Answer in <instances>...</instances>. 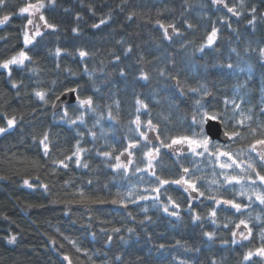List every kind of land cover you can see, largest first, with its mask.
Segmentation results:
<instances>
[{
  "label": "trees",
  "instance_id": "1",
  "mask_svg": "<svg viewBox=\"0 0 264 264\" xmlns=\"http://www.w3.org/2000/svg\"><path fill=\"white\" fill-rule=\"evenodd\" d=\"M29 4L42 32L26 45L31 26L19 9ZM4 14L11 18L0 26V63L21 51L30 59L10 65V75L0 68V127L16 119L0 134V264H68L65 256L72 264H264L245 259L264 240L232 237L234 212L205 198L192 205L185 184L160 182L184 179L188 169L185 178L207 195L206 168L216 158L198 169L178 157L183 143L167 147L199 131L197 100L239 133L241 148L263 140L264 0H8ZM69 88L92 106L54 113ZM237 95L251 120L234 130L227 119L238 116L229 104ZM137 118L143 134L151 121L159 140L149 179L117 168L129 147L132 169L146 166L150 146Z\"/></svg>",
  "mask_w": 264,
  "mask_h": 264
},
{
  "label": "flooded vegetation",
  "instance_id": "2",
  "mask_svg": "<svg viewBox=\"0 0 264 264\" xmlns=\"http://www.w3.org/2000/svg\"><path fill=\"white\" fill-rule=\"evenodd\" d=\"M225 128V126H224ZM226 130V128H225ZM235 130V129H234ZM226 132L228 133L229 137L231 138V141L222 144L220 142L214 141L213 145L210 146L209 151L205 152L203 149L198 150L197 153L192 154L193 148L183 144V146H178V149L181 150L179 151L178 157L185 156L186 159L190 162L189 164L191 165H196L198 169L202 168V165H206L209 163V159H213L214 157L216 158L215 163L217 166L214 165V167H211L209 169L206 168L209 176H211V181L207 182L205 184L207 195L205 194L203 196L200 195L202 192L196 185L197 191H193L191 188H189L188 184H185V189H187L186 194L188 197V200L192 205H200L203 202V199H206V203H210L213 205L215 208H224L225 210L229 209L230 211L235 213L236 219H233L232 221L228 222L226 221L227 224L232 223L235 224L233 227L232 231V237L234 239H241V240H248L251 238H257V239H262L264 240V203H261V199H264V182H260L259 176L257 173H259L260 176H264V145H261L260 147V154L263 159V165H255L254 167H249L245 165V170L242 169H232L230 170L221 167L222 165L225 164H230L231 167H234L235 165H231L233 161L231 160H224L226 158L220 157V152H228L230 155L236 157L235 162L237 161H242L244 158V155L250 154L252 152V145H257V141L260 140L258 137L255 142H253L251 145H247L246 147L241 148L240 145H237L236 141L240 138V136H234L232 133L230 134L227 130ZM264 140V138H263ZM146 143L151 147H156L159 144V141L156 144H151L148 139ZM216 145H219V151H217ZM259 150V147H256ZM155 149H158L156 147ZM134 149L132 147H129L120 157V160H122V157L124 154L129 155V161L131 158H133V162L135 161V157L131 156L129 154L130 152L133 153ZM129 152V153H126ZM128 161V163H129ZM200 161V163H199ZM202 161V162H201ZM231 162V163H230ZM127 163V164H128ZM207 166V165H206ZM134 167V166H133ZM203 170V169H202ZM152 173V169L150 170ZM240 171V172H238ZM187 172H183L184 178L186 177ZM203 173V172H202ZM246 176L245 181V186L246 188L250 189L253 188L251 185H253L256 189L260 185L262 188H258L257 190H253V194L251 196L246 197L244 195V191H241L240 189L244 187H239L235 182L231 183V185H228L229 181L232 179H237V176ZM189 181V179H187ZM243 181V179H242ZM192 183V181H189ZM223 183V185H222ZM214 184V185H213ZM222 185V186H221ZM258 185V186H257ZM211 188L212 190L214 189V193L211 194ZM191 192H197L198 197L195 198L191 195ZM249 192V191H248ZM203 193V192H202ZM221 194V196H220ZM257 197H260L261 199H258ZM225 200H230L233 201L234 203H243L244 205H241V208H246L247 210L241 212L240 210L237 211L236 209L232 208L230 204H224L223 201ZM251 202H254V205L251 208H248ZM245 217L243 219L242 217ZM194 221L197 220L196 217L193 219ZM241 221H244L243 224H241ZM237 225L239 227H237ZM235 233V235H233Z\"/></svg>",
  "mask_w": 264,
  "mask_h": 264
},
{
  "label": "snow or ice",
  "instance_id": "3",
  "mask_svg": "<svg viewBox=\"0 0 264 264\" xmlns=\"http://www.w3.org/2000/svg\"><path fill=\"white\" fill-rule=\"evenodd\" d=\"M7 3L8 0H0V10L2 11H6L7 9ZM213 3H223V0H213ZM224 7L227 8V10L229 12H233V14L235 13V10L231 7H228V5L225 3ZM30 9H36L37 11L39 10L37 5H33V4H29L27 7H22L19 9L20 13H28L30 11ZM10 14H4L2 17H0V26L4 25L6 22H8L10 20ZM41 19H43V16L40 17ZM104 21L102 20L101 23H103ZM28 25L32 24V20L29 19L27 21ZM49 27H54L52 25H49ZM94 27H99V25H94ZM161 27H163V25H161ZM174 28V26H172ZM40 33H37V35H39ZM165 34L167 35V29H165ZM217 32L214 29L211 33V35L208 36V43L211 44L213 42V39L216 37ZM25 43H31V41L28 39L27 34L25 33ZM202 50V49H201ZM128 51H131V49H128ZM57 54H60V50H57ZM88 53L85 51H80L79 52V56L80 57H85L87 56ZM30 57L27 56V54L23 51H21L17 56H13L12 58L0 63V68H3L5 70H8L9 75L11 74V70H10V65H17V66H23L24 62L26 60H29ZM228 67H231V65H228ZM145 79H147V76L144 77ZM179 83V82H177ZM18 85L13 84V87H17ZM192 91H196L195 89H191ZM181 91H183V89H181ZM69 93H73L76 94L78 92L77 89L75 88H69L68 89ZM210 93H208L207 91H205L203 93V95H209ZM35 95L41 100L44 101L45 103L47 102L45 100V93L44 92H36ZM76 99L78 100L79 106L84 107V106H88L91 107L93 101L91 100V98H86V99H80L79 96H76ZM144 107H147V105H144ZM65 115H67V112L65 111ZM191 120L193 122V124L197 125L199 131L196 132L195 137H191V136H184L182 138H176L172 140V143L167 145V147H172V144H181L184 143L185 141H187L188 145L190 147L193 148V151H195L197 148H202L205 152L209 151L210 146L213 145L214 139L215 137L212 135V127L214 125V122L220 121L223 122L221 119V116L216 113L211 111L210 109H205L203 107V105L201 104L200 100L196 101V108L195 111L191 114ZM76 121L73 120L72 123H75ZM137 125H139L140 121L139 118H137L136 120ZM241 123H243V121H241ZM16 124V119L15 117H12L10 119H7L6 121V126L5 127H0V134H4L5 132H7L9 129L15 127ZM149 127H152L151 121L148 122ZM205 125L208 126V131L205 132L204 131V127ZM217 132L218 134H223V135H228L227 132H223L220 133L219 132V128L217 127ZM141 135H143V133H141ZM234 136H238L239 133H234ZM232 138V137H230ZM49 140V137L47 134H45L43 136V138L40 140V144L44 145V152L45 154H47L48 152V144L46 143ZM257 144L260 145H264V140H258L256 142ZM217 151H219V145H216ZM252 150L255 151L256 150V145H252ZM157 152L159 151L158 149L156 150ZM105 155H108L107 153H105ZM148 155H152V153H149ZM220 155L223 156H227L230 160L232 159L231 155L228 152H220ZM67 159H72V157H67ZM235 162V161H233ZM62 164V166L67 167L66 164H63V162H60ZM79 163V161L77 160V164ZM85 167H87V165H84ZM230 165H221V167H229ZM117 167H121V165H117ZM249 167H252V165H249ZM185 172L188 171V169H184ZM257 175L259 176V179L261 182H264V176H260L259 173H257ZM157 179H159V177H157ZM161 184H168V183H173V184H188L189 188H191L193 191H197L195 184L190 183L189 181L181 178V179H177V180H172V181H168V180H162L160 181ZM25 184H28V181H25ZM29 187H31V185L29 184ZM45 188H47V185H44ZM155 191H159V189H155ZM185 191H187V189H185ZM201 196L204 195V193H200ZM258 199H261L260 197H257ZM224 204H230L232 208L236 209L237 211L241 210V204L239 203H234L233 201L230 200H225L223 201ZM261 203H264V199H261ZM165 212L168 211L167 208L164 209ZM172 215H176V213H171ZM212 216H215L216 213L215 211H213L211 213ZM196 219H199V216L196 217ZM244 221H241V224H243ZM227 226V225H225ZM237 227H239L237 225ZM116 231H119V229H116ZM206 235H208V237L211 239L213 237L212 233H207ZM233 235H235V233H233ZM16 240V237L13 236L10 239V243H14ZM53 243H55V241H53ZM74 243V242H73ZM79 251V249H77ZM253 255H257V256H261L264 257V247L258 249L255 253L253 252H248V254L245 256V259H250ZM64 259L66 261H68V264H72L70 258L68 256H65Z\"/></svg>",
  "mask_w": 264,
  "mask_h": 264
},
{
  "label": "rangeland",
  "instance_id": "4",
  "mask_svg": "<svg viewBox=\"0 0 264 264\" xmlns=\"http://www.w3.org/2000/svg\"><path fill=\"white\" fill-rule=\"evenodd\" d=\"M36 13H37V10L36 9H30V11L28 13H23V14H27L28 15V18L32 20V24L30 25L31 28L29 29V33H26L27 36H28V39L31 41V43H33L35 41V39L38 38V36H40V34L42 32V29L40 28V25L38 23H36ZM37 33H40V34L37 35ZM216 37H217V35H216ZM216 37L213 39V42L211 44H209L208 41H207L206 48H210V47L213 46L214 42L216 41ZM31 43H26V45H29ZM235 92H236V94H239L240 93V90L237 89ZM229 104H230V107H232L234 110L237 111L238 116L232 115L229 119H227V124L228 125H231L232 128L233 127L234 128H239L240 125H242V124L243 125H247V124L250 123V120L251 119H250L249 115L244 110V107H243V104L244 103L242 102L240 96L237 95V97L234 98V99H232L229 102ZM241 121H243V123H241ZM145 127L146 126H142V125L139 124L138 125V129H139L138 134L139 133L140 134L143 133L142 132V128H145ZM152 129H153L152 127L149 128V129H145V133L143 135H141L145 142L147 141L148 135H149V133H150V131ZM186 143L184 142L183 144H186ZM186 145H188V143ZM256 147H259V150L256 148V150L255 151L252 150V152L250 154L244 155V158L242 159L241 162L240 161H238V162L236 161V162H232V163L230 162L231 165H233V164L235 165L234 167L229 166V167H225V168H227V169L230 168V170H231V168L232 169L234 168L236 170L238 168L239 169H242V170H245V165H247V166L252 165V167H254L255 165H263V159H262L261 154H260V151H261L260 150V147H261V145L260 144H257ZM201 149L202 148H197L195 151L192 150V154L193 153H197V151L198 150H201ZM156 150L157 149H155L153 147L150 148V152L149 153H152V155L151 156L150 155H147V163H146V166L143 167V168H141V169L140 168L139 169H135V170L132 169L133 166L135 165V161L133 162V158L130 159V161H129L128 164L125 163L124 161H121L119 159V165H121V167H117V168L120 169V170H122V171H124V172H127L128 174H131V171H133L136 174H140L141 176L142 175H147L145 177L149 179L150 176H152V173H151L150 170L152 169V166H153V156H155L159 152V151L157 152ZM126 153H129V152H126ZM129 154H131L132 157L134 155L132 152H130ZM220 157H222L223 159L226 158V159H224L226 161L229 159L227 156H223V155H220ZM231 157H232L231 161H235V159H237L236 157H234L232 155H231ZM226 165H230V164L227 163ZM238 172H240V171H238ZM246 178H247L246 176H240V175H238L237 176V179H232L231 181L228 182L229 183L228 185H231V183L235 182L239 187H244L245 186L244 183H245V181H247ZM184 179L187 180L186 178H184ZM242 179H243V181H242ZM251 186L253 188L248 189L245 186L244 188L240 189L241 191H244V195L246 197H248V198H249V196H251L253 194V190H257L258 188H262L263 187V186L260 187V185L259 186L257 185L258 187L256 189L253 185H251ZM253 205H254V202H251V204L249 205L248 208H251ZM165 208L168 209V207H164V209ZM245 210H247V207L246 208H241L240 211L243 212ZM165 213L169 214V209ZM248 240H250V239H248ZM259 240L262 241V239H259ZM259 257H261V256H259Z\"/></svg>",
  "mask_w": 264,
  "mask_h": 264
},
{
  "label": "water",
  "instance_id": "5",
  "mask_svg": "<svg viewBox=\"0 0 264 264\" xmlns=\"http://www.w3.org/2000/svg\"><path fill=\"white\" fill-rule=\"evenodd\" d=\"M168 36L172 37L174 34V29L173 28H169L167 30ZM77 93L73 94V93H69L66 92L64 94H62L55 102L54 106H53V112L54 113H59L61 112L64 108L69 107V106H73L75 105L78 100L76 99ZM211 97H208L207 100L210 101ZM217 127L219 128V132L223 133L226 132L225 128H224V124L223 122L217 121L214 122V125L212 127V135L215 137L214 141L220 142L222 144H226L228 142L231 141V138L229 137V135H223V134H218L217 132ZM208 131V126L205 125V132ZM148 141L151 144H156L159 140H158V136L156 134V132L154 130H151L149 135H148ZM122 160L125 163H128L129 161V155L128 154H124L122 157ZM191 195L195 198L198 197V193L197 192H191Z\"/></svg>",
  "mask_w": 264,
  "mask_h": 264
}]
</instances>
